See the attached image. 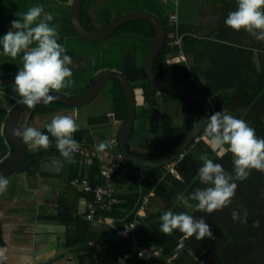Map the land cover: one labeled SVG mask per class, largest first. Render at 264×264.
Returning <instances> with one entry per match:
<instances>
[{"label": "crops", "instance_id": "obj_1", "mask_svg": "<svg viewBox=\"0 0 264 264\" xmlns=\"http://www.w3.org/2000/svg\"><path fill=\"white\" fill-rule=\"evenodd\" d=\"M230 3V11L235 10L237 0H229ZM72 4L73 0H0V37L10 29V21L21 19L22 14L34 5H42L46 12L52 13L54 20L51 23L57 26L59 33L58 43L65 47L66 54L73 60L70 65L73 84L61 92L69 98L86 96L105 71L122 72L127 78L125 71L128 76H132L136 69L145 66L152 40L133 33H122L113 34L101 42L87 41L79 37L72 25ZM224 12L223 0H99L90 10L89 24L99 29L121 16L136 13H148L161 21H168L167 16L174 13L179 26L198 28L199 37L215 40L228 34L217 27ZM232 34L235 40L232 41L252 50L257 63L264 67V41L256 40L243 30H233ZM180 60H185L183 54L173 57L170 62ZM20 67L22 58L18 56L11 60L3 54L0 47V163L8 161L16 148V144L8 137L7 122L21 100L13 90L14 78ZM110 80L106 81L95 100L82 107H48L51 112L40 113L33 112L37 110V106H41L39 104L32 109L27 108L20 118L21 130L26 126L35 127L44 133L51 118L67 115L79 125L75 134L83 142L94 149L99 143L107 142L109 147L102 152L96 151L103 156L116 158L121 154L119 135L124 123L114 110L115 98ZM133 90L136 121L128 138L131 154L149 153L159 141L171 142L181 135L182 112L171 98L159 92L156 111H153L144 103L141 88ZM86 170L87 167L81 165L76 156L73 163L66 162L53 141L47 150H34L33 145L27 143L25 158L19 169L2 174L9 184L0 193V253L3 254L0 264H61L66 260L75 264H95L105 258V243L102 245L103 252L99 245L112 228L114 231L115 220L105 225L109 227L108 234L98 244L100 254L81 253L74 247H67L68 234L71 229L76 230L77 224L69 225L63 220V216L66 218L69 215L79 222L85 219L88 211L87 196L71 187L69 182L75 175L85 173ZM124 174L125 172L122 175ZM146 174L147 171L143 169L140 180L142 189L143 179L148 175ZM149 196L150 202L144 206L141 201L138 203L139 195L135 206L142 222L147 219L149 210L155 213L165 208L163 200L156 197L153 191L149 192ZM185 208L194 209L192 206ZM169 210L173 211L174 207ZM152 245L162 248L159 239Z\"/></svg>", "mask_w": 264, "mask_h": 264}, {"label": "trees", "instance_id": "obj_2", "mask_svg": "<svg viewBox=\"0 0 264 264\" xmlns=\"http://www.w3.org/2000/svg\"><path fill=\"white\" fill-rule=\"evenodd\" d=\"M97 2L99 0H85L81 10V20L88 31L97 29L89 24L90 10ZM230 5L229 0H223L225 12L217 23V27L224 29L228 34L215 40L199 37L198 28L178 26L176 29L166 19L162 20L166 31L165 41L154 61L153 71L157 79L166 84L192 89L203 94L213 104L212 113L221 111L243 119L255 129L258 137L264 138V67L257 63L252 50L241 47L239 42L232 41L234 40L233 30L224 23L227 12L230 11ZM229 32L230 38H228ZM122 33H133L146 37L152 42L156 36L154 26L145 21L126 23L114 32V34ZM177 35L181 36L180 47L173 43ZM181 54L185 56V60L169 62L173 57ZM125 73L133 88H141L147 108L156 111L157 94L162 91L151 84L145 66L136 69L132 76H128L126 71ZM110 81L113 83L114 110L118 118L123 121L122 123H126L128 102L125 91L119 80L111 79ZM164 94L181 109L183 120L180 130L182 133L174 141H159L154 144L151 152L134 154L135 157L153 160L166 156L197 128L205 115L204 108L199 102L174 96V94ZM39 105L42 107L37 106V110L33 112H51L48 107L68 108L58 102ZM74 136L79 143L88 144L75 133ZM203 137H206V140L198 144L194 143L181 158L175 159L171 166L166 164L154 168L143 179L145 195L153 191L156 197L163 200L165 208L153 213L149 210L150 206L148 207L147 219L142 222L140 218L139 238L151 245L159 239L164 250L161 260L174 255L175 264H198L193 253L209 257L210 264H264V173L252 170L247 179L235 181L238 187L232 203L223 210L214 211L211 214L198 210L195 206L196 201H189L194 208L189 210L176 200L180 194L187 197L196 188L206 187L198 178V169L203 164L200 159L202 154H207L209 159L221 164L227 172L234 175L231 153L223 155L218 162L215 161V150L212 149L205 132L200 138ZM85 166L87 170L81 174L89 179L93 187L107 183L101 176L102 163L98 159H94L92 163ZM124 172L125 174L122 175ZM142 172V168L122 158L120 166L114 173L111 183L116 189L117 202L113 210L106 215L116 221L115 228L112 237L103 245L105 258L102 261H96L95 264H115L131 252L120 230L125 223L137 218V211L135 213L132 211L139 199ZM84 195L87 196L88 201L92 199L91 195ZM172 207H174V213L186 212L197 219L203 217L209 224L215 239L196 240L195 237L186 239L179 230H174L171 235H165L160 230V217L164 211ZM233 211L239 212L242 218L247 212V222L234 221ZM63 220L71 226L77 224L76 230L71 229L68 234V248L74 247L81 253L100 254L98 244L108 234V226H97L85 219L77 222L69 215L66 218L63 216ZM254 221H259V227L253 226ZM128 264L143 263L136 256H131Z\"/></svg>", "mask_w": 264, "mask_h": 264}, {"label": "clouds", "instance_id": "obj_3", "mask_svg": "<svg viewBox=\"0 0 264 264\" xmlns=\"http://www.w3.org/2000/svg\"><path fill=\"white\" fill-rule=\"evenodd\" d=\"M52 13L46 12L42 5H34L22 14L21 19L10 21V29L0 37L3 54L15 60L22 58V67L14 78L13 90L19 95L20 103L29 109L37 104H50L57 99L51 93H60L73 84L72 58L66 54L65 47L58 43L59 33ZM234 31H245L258 41H264V0H237V7L230 11L224 21ZM47 132L56 139L60 156L68 163L74 162V152L79 144L73 138L79 130L76 121L67 115L55 116L46 125ZM204 131L213 150L222 157L232 155L233 174L224 167L202 154V166L198 169V178L204 188H196L187 197L180 194L176 200L191 207L189 201H196V208L207 214L228 207L238 187L235 181L248 178L252 170L264 173V138L256 135L255 129L243 119L217 111L207 117ZM14 136L31 143L35 149L47 150L51 141L49 135L35 127L23 130L13 129ZM109 147L107 142L98 144L96 150L104 151ZM9 181L0 175V193H3ZM232 219L241 223L247 222V212L243 218L233 211ZM160 230L171 235L179 230L186 239L195 237L215 239L213 232L203 217L197 219L186 212L174 213L164 211L160 217ZM259 227V221H254ZM3 254L0 253V257Z\"/></svg>", "mask_w": 264, "mask_h": 264}, {"label": "water", "instance_id": "obj_4", "mask_svg": "<svg viewBox=\"0 0 264 264\" xmlns=\"http://www.w3.org/2000/svg\"><path fill=\"white\" fill-rule=\"evenodd\" d=\"M84 2L85 0H73L72 25L76 33L79 35V37H82L87 41H91V42L104 41L107 38L111 37L119 27L123 26L126 23L145 21L150 23L152 26H154L156 30V36L152 42V46L146 57V63H145L146 74L149 81L154 87H156L158 90L162 91L163 93L174 94V96L185 97L199 102L200 104H202L204 108L205 115L202 121L200 122V124L197 126V128L191 134H189L187 138H185L176 149L172 150L169 154H167L162 158L148 160L133 156V154L130 153L128 148V138L130 132L132 131V128L135 126V121H136V100H135L134 90L130 82L123 75L122 72L112 71V70L103 72L96 80V83L94 84L92 90L84 97L69 98L66 96V94H63L61 92L51 93L52 95L57 96V99H55L54 101L59 102L60 104L63 105H67L69 107H74V108L82 107L86 104L91 103L93 100L96 99V97L98 96L99 92L104 87L108 79L114 78L119 80L123 86V89L126 94V99L128 102V118L126 123H124L122 127L123 129L119 135V146H120L121 155L127 162L131 163L132 165L145 169L147 171V174L154 168L161 167L166 164H171L181 153H184L189 147H191L195 143V141L198 138H200L201 135L205 132L204 123L206 122L207 117L210 116L213 112V104L205 96H203V94L195 90L166 84L160 81L159 79H157V77L155 76L153 71L154 61L164 44L165 33H166L164 23L159 18L148 13L130 14L127 16H121L95 31H88L84 28L81 20V10ZM27 108L28 107L23 103H19L9 116V120L7 122V133L9 139L16 144V148L13 156L8 161L0 163V175L4 174V172L9 173V172L17 171L19 169V165H21L22 162L24 161L26 149H27V143H25L22 140V138L14 136L12 133H13V129L21 130L20 118L22 113ZM5 169L7 171H4ZM143 195H144V191L141 187L140 200L138 201V203L141 201ZM136 208L132 213H135ZM127 218L128 217H126V219ZM112 232H113V228L110 230L108 236L100 243L99 249L102 252L104 250L102 245L108 240V238H110Z\"/></svg>", "mask_w": 264, "mask_h": 264}, {"label": "built area", "instance_id": "obj_5", "mask_svg": "<svg viewBox=\"0 0 264 264\" xmlns=\"http://www.w3.org/2000/svg\"><path fill=\"white\" fill-rule=\"evenodd\" d=\"M167 19L170 24L174 25V27L177 29L178 25L176 14L168 15ZM173 43L174 45L180 47L181 36L177 35ZM44 134L49 135V139H51L56 144V139L47 132V128L44 130ZM73 138L75 139L74 135ZM201 141L202 140L200 138L196 141V143L198 144ZM78 144L79 148L74 152V156L78 157L79 163H81V165H86L92 163L94 159H98L100 163H102L101 176L107 181V183L93 187V185H91L89 182V179L79 173L76 177L71 179L69 182L70 186L75 188L78 192L92 196V199L88 201V211L85 216L86 221L97 226L109 225L113 222V219L108 217L106 214L113 210L114 204L117 202L116 189L112 185L111 181L113 179L114 173L122 162V156L119 155L113 159L107 158L101 154H98V152L88 144L79 142ZM182 156L183 153H181L177 158H181ZM149 202V195H143L141 203L146 206V204ZM140 222V216L137 215L135 220L125 223L123 228L120 230V234L129 245L131 252L125 257L121 258L115 264H128V259L131 256H136L143 264H175L174 255L161 260L164 252L163 248L154 247L153 245L148 244L139 238L138 233L140 229ZM193 256L195 257V260L198 264H210L209 257L198 256L195 253H193ZM61 264L75 263L66 260Z\"/></svg>", "mask_w": 264, "mask_h": 264}, {"label": "rangeland", "instance_id": "obj_6", "mask_svg": "<svg viewBox=\"0 0 264 264\" xmlns=\"http://www.w3.org/2000/svg\"><path fill=\"white\" fill-rule=\"evenodd\" d=\"M174 14V13H173ZM177 25H178V20H177ZM179 26V25H178ZM181 61V60H180ZM53 118H51L50 120H52ZM200 138H198L197 140H199ZM206 139V137H203V138H201V140H205ZM196 140V141H197ZM196 141H195V143H196ZM121 155V154H120ZM122 156V155H121ZM122 158H123V156H122ZM220 158H221V156L218 154V151H216L215 150V156H214V159H215V161H219L220 160ZM124 159V158H123ZM177 159V158H176ZM175 161V160H174ZM173 163V162H172Z\"/></svg>", "mask_w": 264, "mask_h": 264}]
</instances>
